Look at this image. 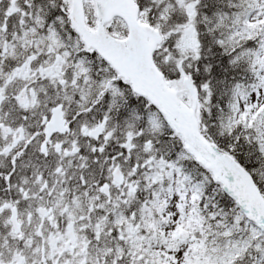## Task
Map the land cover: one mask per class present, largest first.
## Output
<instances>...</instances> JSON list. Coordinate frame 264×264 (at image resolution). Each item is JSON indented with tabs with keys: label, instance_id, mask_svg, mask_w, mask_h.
<instances>
[{
	"label": "snow or ice",
	"instance_id": "snow-or-ice-1",
	"mask_svg": "<svg viewBox=\"0 0 264 264\" xmlns=\"http://www.w3.org/2000/svg\"><path fill=\"white\" fill-rule=\"evenodd\" d=\"M0 264H264V0H0Z\"/></svg>",
	"mask_w": 264,
	"mask_h": 264
}]
</instances>
